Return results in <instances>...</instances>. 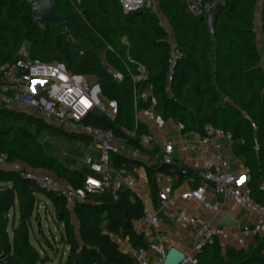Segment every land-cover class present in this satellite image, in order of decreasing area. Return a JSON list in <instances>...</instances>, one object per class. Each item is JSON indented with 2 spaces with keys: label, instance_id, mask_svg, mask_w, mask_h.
I'll use <instances>...</instances> for the list:
<instances>
[{
  "label": "trees",
  "instance_id": "trees-1",
  "mask_svg": "<svg viewBox=\"0 0 264 264\" xmlns=\"http://www.w3.org/2000/svg\"><path fill=\"white\" fill-rule=\"evenodd\" d=\"M78 1L53 0L68 23V42L58 27L41 28L33 23L23 0H0V64L13 59L27 42L32 58L61 63L70 73L95 81L103 97L117 102L118 113L113 122L89 115L83 123L109 130L117 137L123 136L121 128L130 131L134 125L133 85L124 64L132 73L142 67L145 79L136 87L138 91L150 90L157 115L181 124L182 132L203 135L205 127L212 126L231 135L232 152L244 159L248 172L249 195L264 205V50L256 39L257 0H224L213 34L206 18L192 16L183 0H156L171 36L152 10L124 14L117 0ZM260 17L264 20V4ZM171 42L181 56L171 81H167ZM103 59L123 72L121 83L106 74ZM138 108H147V104L139 103ZM9 113L16 115L15 121H9ZM46 131L65 139L85 138L65 134L32 115L0 110V155L8 162H20L80 187L86 173L66 168L43 150L37 138ZM142 134L147 131L139 124L136 138L128 143L138 146L137 138ZM113 159L118 166L136 162L120 154ZM154 173L153 168L147 170L152 194L156 193ZM41 197L50 202L56 222L63 226L58 243L68 248L65 264H134L119 250L115 237H127L132 247L146 248L142 236L131 227L143 216L144 207L136 196L122 191L113 200L110 193L87 194L72 207L79 223L76 237L63 198L41 191L18 172L0 169V249L10 264L48 261L30 241L32 219L40 218L37 209ZM35 240L40 248L51 247L44 237L43 243ZM195 264H264V237L254 238L246 249L221 247L213 238L195 256Z\"/></svg>",
  "mask_w": 264,
  "mask_h": 264
},
{
  "label": "built area",
  "instance_id": "built-area-1",
  "mask_svg": "<svg viewBox=\"0 0 264 264\" xmlns=\"http://www.w3.org/2000/svg\"><path fill=\"white\" fill-rule=\"evenodd\" d=\"M117 1L124 14L139 13L143 10L154 11L156 7L154 0ZM183 2L192 16L206 18L211 14L213 5L215 3L223 5L224 0H183ZM107 49L110 50L109 47ZM180 56L176 46L171 42L167 59V81H171L173 69ZM261 61L264 64V52L261 54ZM103 67L113 81L117 83L123 81V72L117 70L105 59H103ZM124 68L133 85L134 125L130 131L121 128L123 136L117 137L109 130L83 123L89 115L102 116L110 122L115 121L118 113L116 101L103 97L95 81L91 82L83 75L70 73L61 63L32 58L27 47L21 45L13 59L0 64V110L28 115L30 114L27 111H32L64 133L88 138L92 140L98 152V158L93 159L88 154L84 156L83 162L90 174L84 178L80 187H74L47 172L29 169L20 162H8L5 155H0V166L9 165V170L18 172L22 178L31 181L41 191L63 198L67 209H72L75 204L84 201L87 194L110 193L113 200H116L118 193L122 191L137 196L139 186L136 178L125 169L124 165L116 167L112 156L120 154L127 160H139L141 148L148 146L152 141L150 135L142 134L137 138L138 146L128 143V140L136 138L140 118L151 122L157 130L165 127V120L154 112L156 100L150 90L147 88L138 91L136 87L145 79L144 69L139 67L136 73H132L125 64ZM139 103H146L147 108L139 109ZM251 126L254 128L253 124ZM178 128L183 130L181 124H178ZM220 137L231 142L229 133L206 126L197 145L183 144L181 146L184 151L202 156L211 154V161L203 167V186L181 193L173 191L170 186L163 187L159 192V210L164 211L175 205L178 200H182L198 203L204 210L219 215L220 206L207 200L205 186L209 185L215 196L230 200L235 206L254 215L256 221L250 226H243L240 230L227 234L223 229L212 230L208 224L198 225L196 219L180 216L178 221L194 227L195 235L190 250L185 254L182 253L183 260L179 264H195V256L206 244H211L213 238L218 239L221 247L230 243L243 247L244 239H254L264 235V205L255 202L249 192L242 189L248 181L247 171L240 178L229 171L228 163L219 154L220 145L216 139ZM162 146L163 156L160 163L172 165L173 145L163 142ZM140 222L155 232L152 238L153 244L151 243L149 249L159 257L154 264H162L166 255L165 236L160 232L162 222L156 218V213L151 214L145 208H143ZM134 264H149L145 248L137 249Z\"/></svg>",
  "mask_w": 264,
  "mask_h": 264
},
{
  "label": "crops",
  "instance_id": "crops-1",
  "mask_svg": "<svg viewBox=\"0 0 264 264\" xmlns=\"http://www.w3.org/2000/svg\"><path fill=\"white\" fill-rule=\"evenodd\" d=\"M156 4V3H155ZM155 14H157L161 26L168 32L171 36V29L167 20L161 15L157 4L155 5ZM260 21H264L260 17L259 13L255 15V26L257 32V46L264 50V35H262V31H264V22L259 26ZM213 49L214 44L211 47V61L213 62ZM93 82V81H91ZM30 115H34L35 113L32 111H27ZM28 115V114H27ZM175 123V122H174ZM140 124H142L147 131L146 135H150L152 137V141L148 146L141 148V157L135 163L128 162L124 163L125 169L132 174L139 186V192L136 196L142 203L143 207L149 213H157L159 211V192L165 186H170L173 191H177V193H181L183 191L189 189H196L198 187L203 186V176H194L195 173L201 172L203 173L204 165L211 161V154L202 156L198 153H193L189 151H184L181 149L183 144H193L197 145L202 137V135L195 132H182L178 128L179 123H175V132L167 131L166 129V121L165 127L162 130H157L153 126L151 122H148L144 118H140ZM158 135V137H157ZM80 139V138H79ZM86 139V138H84ZM80 139L81 141H85L87 143H91V147L88 148V151L84 153V155L78 159H72L69 163L65 164L62 161H59L63 166L68 169L81 171L86 173V176L90 174L87 166L83 162V158L86 154L90 155L93 159L98 158V152L94 147L92 140ZM167 142L173 145V153L172 160L173 164L178 165L180 168L191 171V175H180L178 172L174 174L165 173L161 175L158 172V167L161 164L160 160L163 156V146L162 143ZM216 142L220 145L219 154L222 156L224 160L228 163L229 171L237 178H240L244 175L247 169L245 168L244 159L242 157H236L232 152V142L228 141L226 138H217ZM44 150V148H43ZM45 153L49 156H52L58 159L56 156L50 154L47 150H44ZM68 156V155H67ZM113 158V156H112ZM114 161V159H113ZM116 167V162L114 161ZM122 166V165H121ZM149 168H153L155 173L154 183L156 185V193L152 194L150 191V187L147 179V170ZM2 170H9V165L0 166ZM242 189L247 190L246 185L242 186ZM264 189V186H262ZM206 197L207 200L211 203H216L221 208V213L219 215H215L207 210H204L202 206L198 203L190 202V201H182L178 200L175 205L172 207H168L164 209L163 213L168 220V223L162 222L160 226V232L165 236V251L170 248H175L179 252L185 254L187 253L193 241V237L195 235V228L186 224L180 223L178 218L180 216H184L186 218H194L197 220L198 225L208 224L212 230L217 229V223L220 218L226 214H228L235 222V226L232 228L223 229L224 233H231L233 231L240 230L243 226H250L256 221V217L247 211L243 210L240 207L235 206L230 200H223L220 197L214 195L211 191L210 186H205ZM46 209V208H45ZM70 212L71 225L74 229V234L78 237V227L79 223L76 216L73 214L72 209H68ZM33 220V219H32ZM58 226H61V230H59V237L63 233V226L60 223H57ZM132 231L142 236V241L146 244L147 250V258L149 264H154V262L159 258L153 251L149 249L151 243L153 244L152 238L155 235V232L144 225L142 222L134 221L131 223ZM260 237H264L261 235ZM52 241H56L55 238H52ZM114 241L118 245L119 250L130 256L133 260L135 258V254L137 249L140 247H132L129 243L128 238L123 237H115ZM253 239H244L243 247H238L235 243H230L229 246L235 249H246L250 246ZM52 245V244H51ZM66 253L68 254L67 246H62L59 244ZM47 248V247H46ZM43 249V248H42ZM45 251V249H43ZM41 253V252H40ZM45 253V252H44ZM46 254V253H45ZM47 258H49L47 256Z\"/></svg>",
  "mask_w": 264,
  "mask_h": 264
},
{
  "label": "rangeland",
  "instance_id": "rangeland-1",
  "mask_svg": "<svg viewBox=\"0 0 264 264\" xmlns=\"http://www.w3.org/2000/svg\"><path fill=\"white\" fill-rule=\"evenodd\" d=\"M262 4H264V0H257V4L255 7L256 13H259ZM262 22L264 21H260L259 26L262 25ZM262 35H264V31H262ZM25 45L28 47L29 44L26 42ZM33 117L35 119L43 121L45 124L49 125L52 128L57 129L54 124L44 121L39 115L34 114ZM8 118L10 122H13L16 119V115L14 113H9ZM174 127H175V123L173 121L171 120L166 121L167 131L175 132L176 129ZM68 135H74V134H68ZM37 140L40 142L44 150H47L50 154L56 156L59 161H62L65 164L69 163L71 158L79 160L84 155V153L88 151V148L91 147L92 145L91 143L89 144L83 140L81 141L77 137L71 139H65L58 137L54 133L53 134L48 133L47 131L40 133ZM37 213L41 219L42 234L40 235L39 233H37L36 225L32 221V227L30 232L31 243L35 247H37L39 252H41L40 253L41 257L44 255L49 257L48 261H46L45 264H65L67 253L64 250V248L59 246L58 243L59 230H61V226L57 225L56 219L54 217L52 205L44 197L40 198V203L38 205ZM43 237L46 238L52 244L50 248L48 247L46 248L43 245V249H45V251L42 249V247L40 248L38 246L35 240V239H39L40 242L43 243ZM52 238H55L56 241H52Z\"/></svg>",
  "mask_w": 264,
  "mask_h": 264
},
{
  "label": "water",
  "instance_id": "water-1",
  "mask_svg": "<svg viewBox=\"0 0 264 264\" xmlns=\"http://www.w3.org/2000/svg\"><path fill=\"white\" fill-rule=\"evenodd\" d=\"M74 3H78V0H72ZM24 3L27 4L30 10V17L33 23L37 24L41 28H47L48 26H55L60 29V33L65 37L68 42H71V35L68 30V23L66 19L63 17L61 13H59L54 5L53 0H23ZM223 5L220 3H215L212 7L211 14L206 17L208 29L211 34L214 33V25L217 21L218 16L223 10ZM140 14V13H138ZM97 89V86H95ZM158 172L163 175L165 173L174 174L178 172L180 175H191L192 172L180 168L176 164L165 165L160 164L158 167ZM203 176V173L198 172L195 173L194 176ZM156 218L164 223H168L167 218L165 217L162 210L157 211ZM33 222L36 225L37 233L42 229L41 227V219H33ZM236 224L234 220L228 215H224L220 218L217 223V228L219 229H227L232 228ZM183 260V254L176 250L175 248H170L164 259L162 264H179ZM0 264H10L7 257L5 256L2 249H0Z\"/></svg>",
  "mask_w": 264,
  "mask_h": 264
}]
</instances>
